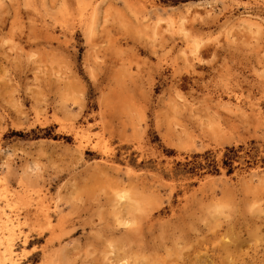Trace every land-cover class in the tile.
Returning <instances> with one entry per match:
<instances>
[{
    "label": "rangeland",
    "instance_id": "obj_1",
    "mask_svg": "<svg viewBox=\"0 0 264 264\" xmlns=\"http://www.w3.org/2000/svg\"><path fill=\"white\" fill-rule=\"evenodd\" d=\"M0 221V264H264V0H0Z\"/></svg>",
    "mask_w": 264,
    "mask_h": 264
},
{
    "label": "bare ground",
    "instance_id": "obj_2",
    "mask_svg": "<svg viewBox=\"0 0 264 264\" xmlns=\"http://www.w3.org/2000/svg\"><path fill=\"white\" fill-rule=\"evenodd\" d=\"M3 211V210H2ZM5 212V211H4ZM1 220H2V218H1ZM1 222V221H0ZM2 223V222H1ZM0 223V224H1ZM3 225L5 226V228H7L9 231H12V233H14L13 232V230H11L14 226H15V223H14V221H13V219L12 218H10L9 216H6L5 217V220L3 221ZM15 228V227H14ZM13 228V229H14ZM5 234V233H4ZM5 236V235H4ZM3 237V236H2ZM1 237V238H2ZM7 239V238H6ZM8 240H9V238H8ZM1 243H2V241H1ZM7 244V243H6ZM3 245H5V244H3ZM5 250H3V251H5V253H4V255H3V259H4V263L3 264H14V259H13V256H14V249L12 248V246H11V244H7L6 246H5ZM16 252V251H15Z\"/></svg>",
    "mask_w": 264,
    "mask_h": 264
},
{
    "label": "trees",
    "instance_id": "obj_3",
    "mask_svg": "<svg viewBox=\"0 0 264 264\" xmlns=\"http://www.w3.org/2000/svg\"><path fill=\"white\" fill-rule=\"evenodd\" d=\"M228 151H229V149H228ZM230 151H232V150H230ZM213 168H214V169H213V170H214V172H217V169H215V167H213Z\"/></svg>",
    "mask_w": 264,
    "mask_h": 264
}]
</instances>
